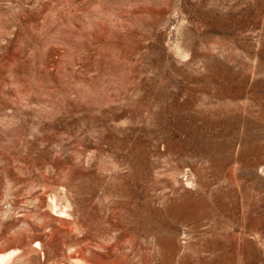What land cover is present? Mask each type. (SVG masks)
Wrapping results in <instances>:
<instances>
[{"label": "rangeland", "instance_id": "obj_1", "mask_svg": "<svg viewBox=\"0 0 264 264\" xmlns=\"http://www.w3.org/2000/svg\"><path fill=\"white\" fill-rule=\"evenodd\" d=\"M0 257L264 264V0H0Z\"/></svg>", "mask_w": 264, "mask_h": 264}, {"label": "bare ground", "instance_id": "obj_2", "mask_svg": "<svg viewBox=\"0 0 264 264\" xmlns=\"http://www.w3.org/2000/svg\"><path fill=\"white\" fill-rule=\"evenodd\" d=\"M185 73H186V72H185ZM202 83H203V82H202ZM184 84H185V83H184ZM229 90H230V89H229ZM237 135H238V134H237ZM249 138H250V137H249ZM231 140H232V139H231ZM260 145H261V144H260ZM228 162H229V161H228ZM187 170H188V169H187ZM190 171H191V170H190ZM186 175H187V174H186ZM186 175H185V176H186ZM188 175H189V174H188ZM191 177H192V176H191ZM187 178H188V177H187ZM192 178H193V177H192ZM192 178H190V179H192ZM185 180H186V179H185ZM187 180H189V179H187ZM189 182H191V181H189ZM189 182H187V183H189ZM215 217H216V216H215ZM241 227H242V226H241ZM164 246H165V245H164ZM7 256H8V254H7ZM73 256H74V255H73ZM10 257H11V256H10ZM10 257H9V258H10ZM7 258H8V257H7ZM0 259H1V257H0ZM3 259H4V258H3ZM4 260H5V259H4ZM21 260H22V259H21ZM9 261H10V260H9ZM78 261H79V260H78ZM2 262H3V261H2ZM2 262H1V263H2ZM4 262H5V261H4ZM18 262H19V261H18ZM21 264H22V263H21ZM77 264H85V263H84L83 260H80Z\"/></svg>", "mask_w": 264, "mask_h": 264}]
</instances>
